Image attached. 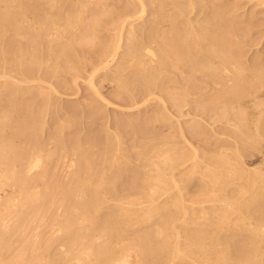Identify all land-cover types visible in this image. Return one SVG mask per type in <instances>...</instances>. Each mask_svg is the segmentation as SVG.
Segmentation results:
<instances>
[{
    "label": "bare ground",
    "instance_id": "6f19581e",
    "mask_svg": "<svg viewBox=\"0 0 264 264\" xmlns=\"http://www.w3.org/2000/svg\"><path fill=\"white\" fill-rule=\"evenodd\" d=\"M133 1H134V3L131 2L132 6L133 5L137 6V8H136L137 10H135V12H136L135 16H133L134 14L132 16H127V17L125 16V18H121L119 21L117 20L118 22L116 21L117 23L116 22L114 23V20L116 18L115 15L108 13V10H107L108 8L106 7V5L103 6L101 3L102 0H0V77L3 76V75L1 76V74L3 73V72L1 73V69L2 70L6 69V65L12 66V71L9 69L8 72H13V74H17L15 78L19 77L18 78L19 80L20 79L23 80V78L29 79L30 77H31V79H33L32 76L35 75L34 71H35V69H38V68H35V66L41 67L42 64L45 65L44 67L46 68V70L48 72L50 71V73H56V72H58V70L60 72V69H62L63 70L62 72L65 74L64 68H66V67L69 69L70 67L76 68L78 66L77 68H79V63L81 60H83L82 59L83 57L82 58H81V56L77 57V55H76V57H77L76 58L74 52L77 49H76V47L75 48L73 47L76 43H79V45H85L89 50H94L93 53L90 55H91V57H93L94 62H98V65L95 66L94 69L92 68L93 70H96V69L101 70L102 69L101 72H103L104 70L106 71L109 68L114 69V72H115V73L113 72L114 77L119 80V81L117 80L118 83H117V86H115V87H117L116 91L114 90V92H116L117 96H120L121 93H123V91H122L123 88L128 90V93H129L128 98L130 97V99L135 97V94H137L138 92H140L141 95H143V97L149 95L150 92H151V95H152V93L154 94V92H157L160 95L158 96V94H156L157 98L155 97L154 100L159 98L160 100H162L161 103L164 102L163 104H165V105L167 103H165L166 101H163V99H164L163 97L169 98L172 101L171 104L176 105L177 107L180 106V107L184 108V106H186L189 103H192L194 101V102H196V106L203 109V108L213 107V105H212L213 101L215 99L217 100L219 95H225L226 94L225 92H227V90L232 88L230 95L233 98V101H232V105H230L231 109H228V110L230 111L233 109L232 112H234L233 114H236L235 122H237V124L239 123L242 125L241 127H243L242 123H244L243 128L245 130H242L243 128L240 129L242 132L241 134H243L242 136H244V139L247 138L248 140L249 139L253 140L255 138H258L261 141L263 139L262 138L263 131L261 129L262 128L261 124L264 123V84H263V82H261L259 77H261L264 74L263 73L264 71L261 70L262 67L258 71L255 68V71H257L256 74H254L253 77L248 75V74H250V72H247L248 71L247 69L250 70L251 68L256 67L255 65L257 63L255 62V59L251 60V58L248 59V58H243V57H242L243 58L242 59L241 58V52L238 50H237V52H235L233 50H230L229 48L228 49H220L219 45L221 43L220 44L218 43L219 45H217V43L213 41L212 37L210 38L206 35L207 34L206 31L209 29V26L206 25L205 21L209 22L211 19V15H209V13H212V16H213L214 15L213 13L216 10L212 7V4H211V6L209 5L210 8H209L208 12L203 13L202 10H204V9H201L199 12L197 11L199 14L201 13L200 16L197 15L196 17H192V18L191 17L190 18H184L183 15L187 14L186 12H188V10L185 11L183 6L179 2L178 3H176V1L171 2L172 0H148L153 5V8L147 10L145 8H147L146 5L149 3H146L145 0H133ZM87 2L89 3V5ZM92 2L93 3L95 2L96 4L102 5V11H100L101 13L98 16L95 15L94 9L89 10L87 8V6L88 7L90 6V3H91V6L93 5V7H97V5L94 6L95 3L92 4ZM106 2H107V0H106ZM108 3H107V5H108ZM129 3L130 2H128V6H129ZM104 4H105V1H104ZM207 4H205V5L208 6ZM244 4H247L249 7H254V9H255V7L259 6V9L255 12V14L256 13L258 14L259 12H264V0H244ZM213 6H214V3H213ZM99 7H100V5H99ZM98 8H96V10L99 11ZM120 8H121V6H120ZM217 8H219V7H217ZM224 8H226V7H224ZM224 8L221 7L220 9L225 10ZM206 9H208V8H206ZM123 10H124V8H123ZM123 10H122V12H123ZM219 10H218V12H219ZM113 11L115 12V10H113ZM118 11H119V9L117 10V12ZM65 12L68 13V15H66ZM119 12H121V11H119ZM107 13L109 14L108 16H107ZM61 14H65L66 16L62 17ZM49 17L51 18V20H49L50 22L48 23V25H46V26L44 25L43 27L35 25V24H38L40 22H45V21L48 22L47 19ZM181 17H183V18H181ZM188 17H189V15H188ZM136 19L138 20V25L133 26V21ZM146 20H148L149 22H147ZM245 21H247V20H245ZM245 21L244 22L242 21V22L245 23ZM219 22H220V20H219ZM246 23H248V22H246ZM45 24H47V23H45ZM33 25H35V26H33ZM105 26H106V28H108L107 26H111V27L113 26L112 28L115 30V32H113L114 33L113 41H111L113 43L111 46H109V47L107 46L109 49H108V51L105 49L106 52H105L104 48H107V47L102 48L104 46V44H103V46H102V43L100 44L101 46H98V47L96 46L97 44L95 43L96 42L95 39L97 37L95 38L94 37L95 35H93L95 30L97 31L100 27L105 28ZM230 28H232V27L230 26ZM210 29H211V27H210ZM8 30L10 32H12L11 34L13 36L10 35V37L11 36L12 37L9 39H6L5 35H6ZM100 30H101V28H100ZM211 30H213V29H211ZM137 31L140 33L142 32L143 34H140V35L137 33L133 34V32L135 33ZM69 33H70V36L67 37V35H69ZM100 34H101V31H100ZM247 35H249V34H247ZM232 36H234V35L232 34ZM106 37H107V35H106ZM229 38H230V35H229ZM234 38H235V36H234ZM238 38H236L237 42L241 39V38H239V40H238ZM104 39H105V37H104ZM121 40L124 42L123 46L121 45V43H120V45H118V43ZM215 40H216V38H215ZM101 41H99V42H101ZM228 41H230V40H228ZM73 42H76V43L74 44ZM223 42H225V40ZM97 43H98V41H97ZM231 43H229V44H231ZM237 44L241 45L240 43H237ZM79 45H77V46H79ZM234 45H235V42H234ZM119 47L124 48V51H126V52H124V54H123V52L121 51L123 55L121 56V58L118 59V57L116 58V54L117 53L119 54V51H120V49L118 50ZM217 47L219 48L218 50H217ZM230 47L232 48V46H230ZM238 47H236V48H238ZM80 51H83V50L80 49ZM52 53H55V56L57 55V57L59 59L52 65L50 63L46 64L47 61L50 59V57H52L54 55V54L52 55ZM79 54H81V53H79ZM254 54H256V53H254ZM83 55H86V54H83ZM246 57H248V56H246ZM52 59H53V57H52ZM87 60H89V59H87ZM53 62L54 61H52V63ZM259 66H258V68H259ZM88 67H90V66L88 65ZM244 67L246 69H244ZM80 68H82V67H80ZM99 70H98V73L100 72ZM73 71H74V69H73ZM48 72H46V73H48ZM62 72L60 73L61 75H63ZM35 73H36V71H35ZM91 73H92V71H91ZM7 74H4V75H7ZM242 74H244L243 78H241L240 80L237 79V76H239V78H240V75H242ZM245 74H247L248 76H246ZM11 75H12V73H11ZM14 76H13V78H14ZM36 76H39V75L37 74ZM91 76H94V74H91ZM95 76H97V74ZM40 77H42V76L40 75ZM100 77H102V76H100ZM10 78H9V80H10ZM37 78L38 77H36V79ZM257 79H259L260 82L256 81ZM60 82H62V81L60 80ZM13 83L11 81L8 82V80H7V83L4 85L11 86V84H13ZM48 83H50V82L48 81ZM65 83H66V81H65ZM93 83H96V82L90 80L89 85L93 86L94 85ZM0 84L2 87V83H0ZM15 84H17V82ZM218 84H220V87L221 86L223 87V89L221 91L216 90L213 87V86L218 85ZM64 85H66V84H64ZM6 86H4V87L6 88ZM54 86H56V85H54ZM228 87H230V88L227 89ZM20 88L22 90V87H20ZM94 88H95V86H94ZM19 89L17 87L16 88L13 87V89L10 87V89L8 90L9 91L8 92V100H10L12 104L9 103L10 105H8V108H7L8 110L6 109V111H3V113L0 114V190H1V188L5 189L4 188L5 185H6V187L9 186L11 188H14L15 191H17V187L21 188L17 191L16 194H15V192L13 194L9 192L12 195L15 194L16 196H14V197L13 196H6V197L4 196V198H3L1 196L2 193L0 194V264H12L10 262V259H9L11 257L9 256V258H8L7 256L9 254H7L8 252L6 253L5 251L7 250L8 246H9V241H11V238L13 236L18 234V232H20V231L23 232L21 235L22 236L21 238H16L18 240L17 243H21V246H20V244H18L19 247H22V243L27 244L28 238L31 239V237L33 235L31 233H29L32 231L28 232V227H30L29 221L32 219L30 221L32 223V221H34L33 218L36 220L37 216L40 219H43L44 216L42 217V215H41V213L44 214V211H42V207H43L42 204H44L43 200H44V197L45 198L47 197L45 195L48 192H57L58 193L57 196L59 197L58 199H60L59 201H61L60 203L64 207V210L61 209V210H63V213H62L63 215L59 216L60 214L55 215L56 214L55 213V214H53L54 216L52 218V221H53L52 224L57 223L59 230L63 231L62 243L61 244L59 243L62 246V249L59 245L58 246L59 248H57L59 250H52L49 253L47 252L45 255L47 256V254H50V256L49 257L47 256L45 258V261H44V257L42 255H40L41 251H40V254H38L39 252H36V250L34 249L35 251L32 253H34V254L37 253V255L34 257L32 256L33 257L32 260H33V262H36V264L37 263H39V264H72L71 261L74 262L73 264H132L131 260L133 259L132 258L133 256H131V254H130V252H132V251H134L136 253V257H135L136 261L135 262H138V263H139V260H148L150 262V264H166L167 261H168L167 264L170 261L173 263L175 262L176 264H178L177 261H179L180 264H259L261 262L260 259H262V255L264 252V173L262 174V172L260 171L261 172L260 174H258L259 172H256L257 174H255V173H253V171L243 168L242 165L239 164L238 158L230 157L233 155H230L229 151H231L230 149H233V148L228 149L229 151L227 150V154L230 155L228 158L225 156L227 158V160H223L220 158V157H222L224 151L226 152V150L223 148H220L219 150H217L216 153H214L215 155L213 154V156H211V157L208 155L210 158H208L206 160L201 159L199 157V155L196 153V150H197L196 146H195L196 148L193 146L194 148L193 149L191 148L192 150L190 149L191 150L190 152L193 151L192 154H190V152L188 151L189 149L185 151L186 153L180 152L179 154H177L178 151H176V150H179V148L176 146H175L177 148L176 150L173 147H171L169 149V152L172 151L171 154L168 153L167 151L163 152L162 154H161L162 151L161 152L159 151L160 154L158 152L154 156L151 153L147 154L145 152V155H141L142 153H140L141 156L139 157L138 160H140V162L142 163L141 167H144V168L139 167V164H140V163L138 164L139 161H137V164H136L138 166H133L131 168L126 167V169H124V170H125L126 175H127V178H126L127 180L123 182L124 187H122L121 189L122 190L125 189L128 191L126 194L119 195L118 191H114V189L112 191V189H111V191L113 193H118V195L114 198V201L112 200L113 201L112 203L109 202V204H108L107 202L110 201L111 198L109 196V192H106V190H105V188H107V187H105V185H107L106 183H109V182H107L109 176H108V178H106L107 172L105 171V167H104L105 165L103 166V164H105L106 162L104 160H106L105 158L112 159L114 164H115V165L113 164L114 168L117 167V169H118L119 165L121 164L120 161L125 162V160H127L128 158L130 160V157H128V156L123 157L122 156V158H120V156H119L120 154L115 151L116 154L115 153L114 154L117 156L116 157L117 159L114 157L115 158V160H114V158H113L114 154L112 155V152H110V151H104V149H103L104 147H102L101 150L103 151V153L100 152L99 155H101V156L103 155V156L101 158L99 157L100 161H98V157L96 158V156L95 157L92 156V157H94V159L89 158L88 154H89L90 147L87 146L88 145L87 142H85L86 143V145H85L83 143L85 140H83V142L81 141L85 145L83 147L81 144H79L80 141L78 142L79 138L77 139V141H74V139L77 138L76 137L72 141V138H71L72 136H71L70 137L71 142L68 145L67 144L65 145L63 143L62 144L58 143L57 145L52 144L54 146V148H52L53 150H55V146H57V147L59 146L58 152H59V150H61L62 152H67V153L69 152V155L75 156V158L72 157V159L69 160L72 163V165L76 164V169L73 171V173L71 172L72 174L69 177V179L68 180L63 179L61 182H60V180L57 181V179H56L57 175L53 176L56 173H54V174L52 173L53 169L51 170V168L48 166V163L46 161L47 160L46 158L49 157L50 153L49 152L45 153L46 149L44 151V145L39 140V138H37L35 136V131H36V129H38V126L40 124V121L38 120L39 119L38 115L40 116V113L38 114V111L35 110V107H34L35 111H31V113L26 117L25 116L26 114H24V111L20 108L22 106L19 105V108H18V106L16 105L17 104V101H16L17 96L16 95H18V94L15 95V92H16V90H19ZM65 89H66V86H65ZM241 89H243L244 93L243 92L241 93ZM45 90H47V89H45ZM23 92H24V90H23ZM16 93H20V92H16ZM43 93H44V91H43ZM45 93H46V91H45ZM91 93H92V91H91ZM48 95H49V93H48ZM154 96H155V94H154ZM95 97H97V96H95ZM123 97H125V96H123ZM220 97H222V96H220ZM115 98L116 97H114V100H115ZM47 99H48V97H47ZM119 99H120V97H119ZM19 100H21V99H19ZM143 100H144V98H143ZM230 100L231 99H229V101ZM28 101H29V99H28ZM48 101H49V99H48ZM151 101H152V99H151ZM225 101H226V98H225ZM22 102H24V101H22ZM31 102H33V101H31ZM86 102H88V101H86ZM144 103H146V102H144ZM85 104H87V103H85ZM229 104H230V102H229ZM40 105H42V103ZM76 105H74V106H76ZM132 105H134V104H132ZM215 105H216V103H215ZM91 106H92V104H91ZM93 106H95V105H93ZM190 106H192V105H190ZM36 107H38V106L36 105ZM46 107L44 106L43 108L42 107L41 108L43 110ZM163 107L164 106H162V108ZM180 107H179V109H180ZM217 107H218V105H217ZM29 108H27V109H29ZM102 108H103V106H102ZM192 108L195 110L194 107H192ZM224 108H225V106H224ZM236 108H238L237 109L238 111L236 110ZM24 110L26 111V113H29L26 110V108ZM80 110H81V108H80ZM94 110H95V108H94ZM219 110L224 111L222 109H219ZM29 111H30V109H29ZM46 111H47V109H46ZM209 111H210V109H209ZM13 112L17 113L16 117H12ZM196 112L194 114H196ZM104 113H105V111H104ZM206 113L209 115V113L207 111H206ZM181 114H183V113H181ZM196 115H193V116L196 117ZM222 115H223V113H222ZM189 116H190V114H189ZM193 116H192V118H193ZM197 116H199V115H197ZM58 117H60V116L58 115ZM158 117H161V115H159ZM212 117H213V115H212ZM90 118H91V116H90ZM210 118H211V116H210ZM114 119H112V120H114ZM169 119H170V117H169ZM189 119L190 118L188 117V121H191V119L190 120ZM197 119L198 118H196V121L199 120V119L198 120ZM219 119H220V117H219ZM71 120H73V116H72ZM71 120H69V121H71ZM184 120H186V119H184ZM216 120L217 119H215V121ZM63 121H64V119H63ZM69 121L66 122V119H65V122L61 123L62 127L64 125L65 127L70 128L71 125L69 123L73 124V122L75 120H73V122L72 121L69 122ZM81 121H78V122L81 123ZM106 121L107 120H105V122ZM125 121H128V120H125ZM130 121H131V119H130ZM133 121H135V120H133ZM196 121H195V119L193 120V123L195 122L194 123L195 129L193 130L194 135L201 138V140H202V138L207 139L210 136H212V134H213L212 131H211V133H212L211 134V133H208L207 130L206 131L202 130L201 129L202 127H196V125L198 124V122H196ZM218 121H220V120H218ZM41 122H42V120H41ZM59 122H62V120ZM114 122H116V120ZM182 122H184V121H182ZM191 122H190V124H191ZM209 122H211V120H209ZM138 123H140V122H138ZM231 123L233 124V122H231ZM231 123L229 125H231ZM245 123H246V126H245ZM178 124H179V122H178ZM186 124H188V123H186ZM217 124H218V122H217ZM110 125H111V123H110ZM113 125H114V123H113ZM136 125H137V123H136ZM44 126H46V125H44ZM121 126L122 125H120V127ZM53 127H55V125ZM57 127H59V124ZM65 127H63L61 130L65 129ZM73 127H75V126L73 125ZM188 127L190 128L189 125H188ZM207 127H206V129H207ZM230 127H232V126H230ZM245 127H247V128H245ZM171 128H172V126H171ZM214 128H216V127H214ZM237 128H240V127H237ZM107 130H109V129L107 128ZM121 130H122V128H121ZM74 131H75V128H74ZM119 131H120V129L118 130V132ZM179 131H181V130H179ZM193 131H192V133H193ZM220 131H221V129H220ZM222 131H224V130H222ZM37 132H38V130H37ZM64 132H65V130H64ZM101 132L102 131H100L99 135H101ZM103 132H104V130H103ZM118 132H116L117 136H119ZM183 132L184 131H182L181 133L183 134ZM95 133H96V131H95ZM109 133H110V131H109ZM189 133H191V132H189ZM218 133H220V132H218ZM225 133H220V134H225ZM227 133H228V131H227ZM227 133L225 134L226 136H227ZM32 134H34V137ZM102 134H104V133H102ZM241 134H239V135H241ZM36 135H38V134H36ZM169 135H168V137H169ZM233 135H234V133H233ZM102 136H104V135H102ZM102 136H101V138L105 137V136L104 137H102ZM220 136L222 137V135H220ZM53 137H55V136L53 135ZM98 137H96V138H98ZM171 137L172 136H170V138ZM176 137H177V134H176ZM213 137H214V135H213ZM108 138H110V137H108ZM154 138H156V136ZM260 138H262V139H260ZM62 139H61V142H62ZM82 139H83V137H82ZM99 140L100 139H98V141ZM103 141H104V139H103ZM108 141L109 140H107V142ZM181 141H183V140H181ZM185 141H186V139H185ZM202 141H206V140L203 139ZM231 141H232V139H231ZM234 141H236V139ZM48 142H49V140H48ZM51 142H53V141H51ZM114 142L116 143V141H114ZM164 142H165V140H164ZM191 142L189 143V141H188V144L191 145ZM210 142H211V140H210ZM89 143H90V141H89ZM99 143H101V142H99ZM117 143H118V146L121 143L119 137H118ZM117 143H116V145H117ZM186 143H187V141H186ZM231 143H233V141ZM242 143H244V142H242ZM250 143H251V141H250ZM54 144H55V142H54ZM228 144H230V143H228ZM251 144L255 146L256 142H255V144L254 143H251ZM258 144H259V142H258ZM121 145H123V144H121ZM247 145H248V143H247ZM47 146H45V147H47ZM86 146L89 149L85 148ZM89 146H92V145H89ZM98 146H95V147H98ZM154 146L156 147V145H154ZM168 146H169V143H168ZM218 146H220V145H218ZM257 146L259 147L260 145H256V147ZM120 147L121 146H119V149H120ZM149 147H150V145H149ZM191 147H192V145H191ZM216 147L217 146L215 145V148ZM106 148H105V150H106ZM113 148H114V145H113ZM131 148H130V150H131ZM138 148H139V146H138ZM142 148L145 149V147H142ZM152 148L154 149V147H152ZM237 148H238V146H237ZM110 149H111V147H110ZM124 149H125V147H124ZM148 149H151V148H148ZM158 149H160V148L158 147ZM53 150H51V151L53 152ZM184 150H185V148H184ZM235 150H236V147H235ZM61 151H60V154H61ZM121 151H123V150H121ZM121 151H119V152H121ZM139 151H138V153H139ZM154 151L156 152V150H153V154L155 153ZM198 151H200V150H198ZM104 152H106V153L104 154ZM174 152H175V154H174ZM187 152H189V153H187ZM232 152H234V151H232ZM237 153H236V155H237ZM248 153H250V152H248ZM64 154L66 155V153H63L62 155H64ZM92 154H94V153H92ZM236 155H235V157H236ZM135 156H136V154H135ZM60 157H58V158H60ZM58 158H57V160H58ZM69 158H71V156ZM226 158H224V159H226ZM239 158H241V157H239ZM50 159H52L51 156H50ZM121 159H123V160H121ZM235 159H237L235 162L236 164L235 163L233 164V161H235ZM260 159H262V158H260ZM57 160H56V162H57ZM129 160H128V162H129ZM187 160H189V162H190L189 164L186 163V162H188ZM61 161H62V159H61ZM241 161H243V160H241ZM58 162H60V161L58 160ZM103 162H105V163H103ZM96 163L100 164V167H101L100 169H99V166H98V169L96 168L97 167ZM112 163L110 162V164H112ZM184 163L187 164V166H184L185 167L184 169H186V170L177 168V166H181ZM127 164H129V163H127ZM232 164L235 166H233ZM94 165H96V167ZM120 166L125 168L123 165H120ZM175 167H176V169H175ZM109 168H110V165H109ZM181 168H183V167H181ZM55 169H57V168H55ZM113 169H112V171H113ZM120 170H117L116 172L114 170L113 172L117 175H121L122 171H120ZM69 171H71V170L69 169ZM107 171H109V169ZM110 171H111V169H110ZM112 171L110 173L111 175H112ZM254 171H256V169ZM263 171H264V169H263ZM125 172H123V173H125ZM126 175H124V177ZM112 176H114V175H112ZM122 176L123 175H121V177ZM121 177L120 178L117 177L120 179V185H122L121 180H123V178L121 179ZM187 179H193V182H194L193 186H195V189L198 191L197 192L198 195L196 197L194 196L195 198L191 197L190 199H186V200H188V204H190V206H192L191 204H193V203H197V205H198V203L199 204L200 203L205 204V203H207L206 201H210V202L214 203L215 200L216 201L220 200L222 205L219 204V206H217L218 204L215 205L217 202L215 204L209 202L210 206H208L209 204L208 205L206 204L207 207H204V205H202L198 208V210H196L194 208L195 205H193V207H190L186 203L187 201H184L185 199H183L184 202L181 201L183 198L182 196L184 195V192L182 190L183 183H185V181ZM109 180H111V179H109ZM116 181H118V179ZM234 182H236L235 183L236 188L233 190L234 192H231V195L230 194L228 195L225 192H223L229 185L233 184ZM112 186L113 185H111V187ZM171 188L172 189L175 188L176 191L172 192L170 190ZM14 189H12V190L14 191ZM108 189L109 188H107V190ZM167 190H170V192H171V194L169 193V196H167ZM220 191H222L221 193H224V194H221ZM3 193H6V192H3ZM50 195H51V193H50ZM162 195H165L166 197L163 196L164 198H161V200H159V197H162ZM48 196H49V194H48ZM46 200H47V198H46ZM220 201H219V203H220ZM50 203H48V204H50ZM105 203H107V204L105 205ZM34 204H36L37 207H39V208H36L35 211H33V209H32L31 212L30 211L29 212L21 211V213H19V215L15 218V220L11 219L12 220L11 222H13V221L14 222L11 223L10 225H8L9 223L7 222V219H8V216L13 212V209H12L13 207L15 208L14 211H16V210H19V209H16L17 205L25 206V207L28 206V208H29L30 206H32ZM58 204H59V202H58ZM197 205L195 207H197ZM114 206L117 207V209L115 208L116 210L114 209L115 211H112L113 209L111 210V208ZM165 206L174 207V210L172 208L167 212L166 209H164L165 213H163L161 210ZM54 207H55V205H54ZM220 207L222 209H220ZM50 208L51 207H49V209ZM79 208H80V211H81V209H82V211H83V209H85L87 211L89 209V213L88 212L86 213L88 215L87 216L85 215V219H84V220L88 221V225L85 226L86 228L85 227L83 228V226L79 227V225L76 224V221L79 219V218H76V215H78L77 211L79 210ZM21 209H23V208L21 207ZM218 209H220V210H218ZM26 210H27V208H26ZM19 211H17V213ZM81 213H83V212H81ZM179 214H180V218H181V215L184 216V217L182 216L183 218H185V216H187L188 220H186V221H188L189 224L199 225L198 227H195L194 232L187 231V232H189V233H187V236L185 233V236H183V238L184 237L185 238L182 240L183 242H181V240L177 241V239H181L180 238L181 235L184 234V231H181L182 234L180 235V232L178 231L179 227L177 228V231H174V229H172L171 233L169 232L170 229L167 231V229L169 227L175 228V225H171L170 221H171V218H173V217L178 218ZM78 216H80V214ZM13 217H15V216H13ZM46 218H47V216H46ZM185 219L183 221H185ZM82 220L83 219H81V221ZM150 220H151V223L149 222ZM46 221H47V219H46ZM44 223H45V220H44ZM78 223H80V222L78 221ZM143 223L146 225H144ZM35 224H36V222H35ZM39 224H38V226H39ZM47 224H46V226H47ZM57 224H55V225H57ZM179 224H180L179 226H181L183 224V227H184V225H186L187 222H184L182 224L179 223ZM33 226H35V225H33ZM48 226H50V225H48ZM186 226L184 227V229H181V230H185ZM222 228L225 229L227 232V233H225V232L224 233L228 234V236H226L227 239L225 240V242H226L225 248L223 246L224 241L221 240L222 237L221 238L219 237V235H221V234H219V235L217 234L218 233L217 231H219V229L221 230ZM35 229H32V230L34 231ZM49 229L51 231V228H49ZM49 229H48V231H49ZM53 229L55 230V228H53ZM46 230H47V227H46ZM54 230H53V232L55 233ZM188 230H192V229H188ZM36 233H38V232H36ZM36 233L34 236H36ZM54 233L52 234L53 236H54ZM29 234H31V237L29 236ZM42 234L44 235L43 232H42ZM45 234L47 235L46 232H45ZM127 234L129 237L128 236L126 237ZM241 234H244V236L241 237V239L243 237L245 238L244 243H242L241 239H239ZM18 236H19V234H18ZM33 238L34 237H32V239ZM53 238L50 237L49 240H47L46 242L44 241V245L46 243V247H44V248L42 247L43 242H42V245L40 243L41 246H39V249L40 250L44 249L45 251H48L51 243L54 240ZM100 238H101V240H100ZM126 238H129V239H126ZM30 239H29V241L31 242ZM43 239L45 240V238H43ZM50 239H53V240H50ZM36 240L39 241L38 237L35 239V241ZM98 240H100V241H98ZM38 241H36L35 244H38L37 243ZM59 241L61 242V240H58V242ZM183 243L186 244L188 249H186V246L183 245ZM24 244H23V247L26 248L24 246ZM206 244L210 247L205 248L207 246ZM237 244H240V245L236 246ZM54 245L52 243L51 246L53 247ZM203 245H205V246H203ZM231 245H233V248ZM12 246H14V245H12ZM31 246H33V243H32V245H30V243H29L28 247H30L31 249L35 248V247H31ZM183 246H185V248ZM229 246L231 248H229ZM36 247L38 248V245ZM28 249L29 248H27V250ZM44 250H43L42 254L44 253ZM4 252L7 255L4 254ZM27 252H29V251H27ZM19 253L21 254L20 251H19ZM22 253H24V252L22 251ZM3 254L6 256V257L4 256L5 258L3 257ZM16 255H18V254H16ZM23 255H21V256H23ZM129 255L132 259L128 258ZM28 256L30 257V255H28ZM40 256L43 259H41ZM14 258L16 261L18 257L16 258V256H15ZM21 260H23V259H21ZM33 262L31 261L30 263L33 264ZM133 262H134V260H133ZM171 262H170V264H172ZM26 263H28V262H26Z\"/></svg>",
    "mask_w": 264,
    "mask_h": 264
},
{
    "label": "rangeland",
    "instance_id": "374dc122",
    "mask_svg": "<svg viewBox=\"0 0 264 264\" xmlns=\"http://www.w3.org/2000/svg\"><path fill=\"white\" fill-rule=\"evenodd\" d=\"M104 1H105V4H104ZM111 3H110V2ZM107 0V2H106V0H102V5L103 6H105L106 5V7L108 8H106L107 10H108V13L109 14H113V15H115V20H114V23L118 20H120L121 18H125V16L127 17V16H132L133 14V16H135V10H137L136 8H137V6H135V5H133L132 6V3L131 2H133L134 3V1L133 0ZM146 1V3H149V4H147L146 5V7L147 8H145V9H151V8H153V5L148 1V0H145ZM148 1V2H147ZM176 1V3H181V5L183 6V8H184V10L185 11H187L188 10V12H186L187 14H185V15H183V17L184 18H192V17H196L197 15H201V13L199 14L198 12L201 10V9H204V10H202L203 11V13H205V12H208L209 11V8H210V6H211V4H212V7L214 8V9H216L215 10V12L213 13L214 15L212 16V13H209V15H211V19H210V21L209 22H207V21H205L206 22V25H208L209 26V29L206 31V35L208 36V37H212L213 38V41L214 42H216L217 43V45H219L220 43V45H219V48L220 49H230V50H233V51H235V52H237V50L238 51H240L241 52V58L243 57V58H248V59H250L251 58V60L253 59H255V62L257 63L255 66L256 67H254V68H251L250 70L249 69H247L248 71L247 72H250V74H248L247 72V74L248 75H250V76H254V74H256V72L262 67V71H264V12H259L258 14L256 13L255 14V12L259 9V6H257V7H255V9H254V7H249L247 4H244V0H172L171 2H175ZM109 2V3H108ZM128 2H130L129 3V6H128ZM209 2V3H208ZM214 3V6H213V3ZM88 3V2H87ZM95 3V2H94ZM93 2H92V4H94ZM107 3H108V5H107ZM122 3V4H121ZM208 3V4H207ZM236 3V4H235ZM239 3V4H238ZM243 3V4H242ZM111 4V5H110ZM136 4V3H135ZM151 4V5H150ZM193 4V5H192ZM203 4V5H202ZM205 4H207L208 6H206ZM221 4V5H220ZM225 4V5H224ZM233 4V5H232ZM88 5H89V3H88ZM97 5V7H93V5L91 6V3H90V6L88 7L87 6V8L89 9V10H91V9H94L95 10V15H99L101 12L100 11H102V5L101 4H96L95 3V5L94 6H96ZM99 5H100V7H99ZM115 5V6H114ZM119 7H118V6ZM210 5V6H209ZM216 5V6H215ZM112 6V7H111ZM120 6H121V8H120ZM123 6V7H122ZM150 6V7H149ZM235 6V7H234ZM91 7V8H90ZM93 7V8H92ZM99 7V8H98ZM128 7V8H127ZM130 7V8H129ZM217 7H219V8H217ZM224 8V7H226V8H224L225 10H223V9H220V8ZM96 8H98L99 9V11L98 10H96ZM115 10V12L112 10ZM123 8H124V10H123ZM206 8H208V9H206ZM230 8V9H229ZM119 9V11H121V12H117V10ZM220 9V10H219ZM236 9V10H235ZM122 10H123V12H122ZM218 10H219V12H218ZM97 11V12H96ZM132 11V12H131ZM198 11V12H197ZM217 11V12H216ZM131 12V13H130ZM224 12V13H223ZM236 12V13H235ZM254 12V13H253ZM66 13V12H65ZM107 13V16L109 15ZM119 15H118V14ZM121 13V14H120ZM189 13V14H188ZM117 14V15H116ZM221 14V15H220ZM239 14V15H238ZM247 14V15H246ZM254 14V15H253ZM62 15V17H65L66 15H68V13H66V15L65 14H61ZM60 15V16H61ZM106 15V14H105ZM188 15H189V17H188ZM120 16V17H119ZM215 16V17H214ZM222 16V17H221ZM52 17V16H51ZM183 17H181V18H183ZM246 17V18H245ZM219 18V19H218ZM241 18V19H240ZM252 18V19H251ZM88 19V18H87ZM48 22L47 21H45V22H40V23H38V24H35L36 26H46V25H48V23L50 22L49 20H51V18L49 17L48 19ZM219 20H220V22H219ZM240 20V21H239ZM245 20H247V21H245ZM117 21V22H118ZM147 22H149L148 20H146ZM245 21V23H243V22ZM116 22V23H117ZM137 22V23H136ZM204 22V23H205ZM239 24H238V23ZM246 22H248V23H246ZM45 23H47V24H45ZM40 24V25H39ZM213 24V25H212ZM35 25H33V26H35ZM136 25H138V20L136 19V20H134L133 21V26H136ZM250 25V26H249ZM213 26V27H212ZM230 26L232 27V28H230ZM108 28H106V26H105V28L103 27H100L101 28V30H100V28L96 31H94V34L93 35H95L94 37L96 38L95 39V43L97 44L96 46L98 47V46H101L100 44L102 43V46H103V44H104V46L102 47V48H104V47H109V46H111L112 45V43L113 42H111V41H113V36H114V33L113 32H115V30L111 27V26H107ZM110 27V28H109ZM210 27H211V29H213V30H211L210 29ZM112 28V29H111ZM104 29V30H103ZM217 29V30H216ZM235 29V30H234ZM238 29V30H237ZM114 30V31H113ZM229 30V31H228ZM100 31H101V34H100ZM103 31V32H102ZM214 33H213V32ZM246 31V32H245ZM100 34H98V33ZM108 32V33H107ZM211 32V33H210ZM219 32V33H218ZM232 32V33H231ZM239 32V33H238ZM12 32H10L9 30L7 31V33H6V35H5V38L6 39H9V38H11L13 35L11 34ZM83 33V32H82ZM96 33V34H95ZM106 33V34H105ZM143 34L142 32L140 33V32H133V34ZM249 34V35H247V34ZM8 34V35H7ZM81 34V33H80ZM103 34V35H102ZM219 34V35H218ZM230 35V38H229V35ZM232 34L235 36V38H234V36H232ZM238 34V35H237ZM244 34V35H243ZM10 35H12L11 37H10ZM106 35H107V37H106ZM237 35V36H236ZM68 36H70V33H69V35H67V37ZM103 36V37H102ZM112 36V37H111ZM242 36V37H241ZM104 37H105V39H104ZM227 37V38H226ZM241 38L240 40H239V38ZM100 38V39H99ZM215 38H216V40H215ZM229 38V39H228ZM236 38H238V40L240 41H238L237 42V40H236ZM110 39V40H109ZM218 39V40H217ZM221 39V40H220ZM233 41H232V40ZM103 42H102V41ZM225 40V42H223ZM228 40H230V41H228ZM236 40V41H235ZM97 41H98V43H97ZM99 41H101V42H99ZM108 41V42H107ZM218 41V42H217ZM232 42V43H231ZM234 42H235V45H234ZM74 44L76 43V42H73ZM120 43H121V45L123 46V44H124V42L121 40L119 43H118V45H120ZM219 43V44H218ZM229 43H231V44H229ZM237 43H240L241 45H239V44H237ZM73 44V45H74ZM225 44V45H224ZM237 44V45H236ZM76 45V46H75ZM73 47L75 48L76 47V49L77 50H75V52H74V54H75V57H76V55H77V57H80L81 56V58L83 59V60H81L80 61V63H79V68L80 67H82V68H72V67H70L69 69L66 67V68H64V72H65V74L62 72L63 70L62 69H60V72H59V70H58V72H56V73H50V71L48 72L47 70H46V68L44 67L45 65L44 64H42L41 65V67H37V66H35V68H38V69H35V71H36V73H35V71H34V76H32V78L33 79H31V77L29 78V79H24L23 78V80H19L18 78L19 77H17V78H15L16 77V75L17 74H13V72H8L9 71V69L12 71V66H7L6 65V69H1V73L3 72L4 74H7V75H4L3 73L1 74V76L2 77H0V83H2V87H1V84H0V114H2L3 113V111H6V109L8 108V105H10L9 103H11V101L10 100H8V90L10 89V87L13 89V87L14 88H20V87H22V90H21V88L19 89V90H16V92H20V93H16L15 92V95L16 94H18V95H16L17 97V99H16V101H17V106H18V108H19V105L20 106H22V107H20L23 111H24V114H26L25 116L27 117L30 113H31V111H35V110H37L38 111V114L40 113V116L38 115V120L40 121V124H39V126H38V129H36V131H35V136L37 137V138H39V140L42 142V144L44 145V151H45V149H46V152L45 153H50V155H49V157L48 158H46L45 160L47 161V163H48V166L51 168V170L53 169V174L54 173H56V174H54L53 176H56V179H57V181H59L60 180V182L63 180V179H66V180H68L69 179V177L71 176V174L73 173V171L76 169V164H73L72 165V163L69 161L70 159H72V157L73 158H75V156L74 155H69V152L67 153V152H62L61 150H59V152H58V147L57 146H55V150H53L52 148H54V146L53 145H57L58 143H60V144H69L70 142H71V138H72V141H73V139L74 138H76V139H74V141H77V139H78V142L80 141H82L83 142V140H85L83 143L86 145V143L85 142H87V146L88 147H90V149L86 146L85 148H88L89 149V158H93L94 159V157L96 156V158L98 157V161H100L99 159L103 156H101V155H99L100 154V152H102L103 153V151L101 150L102 149V147H104L103 149H104V151H110V152H112V155L115 153V151L117 152V153H119L120 155V158H122V156L123 157H125V156H128V157H130V160H129V158L127 159V160H125V162L124 161H120L121 162V164L120 165H123L125 168H123L122 166H120L119 165V167H118V169H117V167L116 168H114V162H113V160L112 159H109V158H105L106 160H104L105 162H103V163H105V164H103V166L105 167V171L107 172L106 174H107V176H106V178H108V176H109V178H108V180L109 179H111V180H107V182H109V183H106L107 185H105V187H107V188H109L108 190H107V188H105V190H106V192H109V196H110V201H106L108 204H109V202H113L114 201V198L118 195V193H119V195H123V194H126L127 193V191L128 190H122L121 188L122 187H124V185H123V182L124 181H126L127 179V175H126V172H125V170L124 169H126V167L127 168H131V167H133V166H138V165H136L137 164V161H139L138 162V164H139V167H141L142 165V163L140 162V160H138L139 159V157L141 156V155H145V152L148 154H152L153 156L154 155H156V153H158L159 151L161 152V154L163 153V152H165V151H167L168 153H170L171 154V152L172 151H170L169 152V149L171 148V147H173L175 150L177 149L176 147H178L179 148V150H176V151H178V153L177 154H179L180 152H185L186 150H188L189 152L195 147L197 150H196V153L199 155V157L201 158V159H208V158H210L211 156H213V154L214 153H216V151L217 150H219L220 148H223V149H225L226 150V152L224 151V153H223V155H222V157H220L221 159H223V160H227V158L230 156V155H233V156H230V157H234V158H238V160H239V164L240 165H242V167L243 168H245V169H248V170H251V171H253V173H255V174H257L256 172H259L258 174H260L261 172H262V174L264 173V171H263V167H264V123H262L261 124V126H262V131H263V136H262V138H260V139H262L261 141L258 139V138H255V139H253V140H248L247 138H245L244 139V136H242L243 134H241L242 132H241V130L240 129H242L243 127H244V123H242L243 124V127H241L242 125L241 124H237V122H235V116H236V114H233L234 112H232L233 111V109L232 110H228V109H231V106L230 105H232V101H233V98L231 97V95H230V93H231V90H232V88H230V87H228L227 89H229V90H227V92H225L226 94L225 95H219L218 96V99L216 100H214L213 101V107H208V108H199L198 106H196V102H192V103H189L190 105H192V106H190L189 104L188 105H186V106H184V108L183 107H180V109H179V107H177L176 105H173V104H171L172 103V101L169 99V98H167V97H163L162 99H163V101H166L165 103H167L166 105L165 104H163L164 102H162L161 103V101L162 100H160L159 98L158 99H155L154 100V98L156 97L157 98V96H156V94H158V96L160 95L159 93H157V92H154V94H155V96H154V94L152 93V95H151V92L149 93V95H147V96H144L143 97V95H141V93L140 92H138L137 94H135V97H133L132 99H130V97L128 98V95H129V93H128V90H126V89H122V91H123V93H121V95L120 96H117L116 95V92H114V90L116 91V88L117 87H115V86H117V83H118V79L117 78H115L114 77V69H112V68H109V69H107L106 71L104 70L103 72H101L102 71V69L101 70H99V69H96V70H93L94 69V67L95 66H97L98 65V62H94L93 61V57H91V55L90 54H92L93 53V51L94 50H89L85 45H79V43H76ZM77 45H79V46H77ZM106 45V46H105ZM228 45V46H227ZM234 45V46H233ZM82 46V47H81ZM230 46H232V48L230 47ZM239 46V47H238ZM81 47V48H80ZM104 48V50L106 49L107 51H108V49L109 48ZM222 47V48H221ZM236 47H238V48H236ZM241 47V48H240ZM218 47H217V50L219 49ZM234 48V49H233ZM80 49L81 50H83V51H80ZM97 49V48H96ZM120 49V51H119V54L117 53L116 54V58L118 57V59L119 58H121V56L124 54V52H126V51H124V48H121V47H119L118 48V50ZM106 50H105V52H106ZM86 51V52H85ZM89 51V52H88ZM123 52V54H122V52ZM77 53V54H76ZM79 53H81V54H79ZM246 53V54H245ZM254 53H256V54H254ZM54 54V55H53ZM83 54H86V55H83ZM121 54V55H120ZM52 57H53V59H52V57H50V59L47 61V63L46 64H54L59 58L57 57V55L55 56V53H52ZM83 55V56H82ZM90 55V56H89ZM256 55V56H255ZM87 58H86V57ZM120 56V57H119ZM245 56V57H244ZM246 56H248V57H246ZM76 57V58H77ZM92 58V59H91ZM242 58V59H243ZM86 59V60H85ZM87 59H89V60H87ZM258 59V60H257ZM76 60V59H75ZM92 62H91V61ZM52 61H54L53 63H52ZM262 61V62H261ZM83 63V64H82ZM112 63V62H111ZM261 63V64H260ZM87 65V66H86ZM88 65L90 66V67H88ZM260 65V66H259ZM93 66V67H92ZM258 66H259V68H258ZM11 67V68H10ZM93 68V69H92ZM255 68H256V70L257 71H255ZM67 69V70H66ZM71 69V70H70ZM73 69H74V71H73ZM112 69V70H111ZM244 69H246L245 67H244ZM6 70V71H5ZM45 70V71H44ZM69 70V71H68ZM77 70V71H76ZM98 70L100 71L99 73H98ZM253 72H252V71ZM72 71V72H71ZM91 71H92V73H91ZM41 72V73H40ZM46 72H48V73H46ZM62 72V74L63 75H61L60 73ZM78 72V73H77ZM114 72V73H113ZM10 73V74H9ZM11 73H12V75H11ZM104 73V74H103ZM264 73V72H263ZM39 75V76H36V75ZM59 74V75H58ZM72 74V75H71ZM74 74V75H73ZM81 74V75H80ZM91 74H94V76H91ZM97 74V76H95ZM108 74V75H107ZM247 74H245L246 76H248ZM253 74V75H252ZM15 75V76H14ZM40 75L42 76V77H40ZM57 75V76H56ZM111 75V76H110ZM13 76H14V78H13ZM55 78H54V77ZM61 76V77H60ZM65 76V77H64ZM68 76V77H67ZM100 76H102V77H100ZM243 76H244V74H242V75H240V78H239V76H237V79H241V78H243ZM11 77V78H10ZM36 77H38L37 79H36ZM40 77V78H39ZM46 77V78H45ZM51 77V78H50ZM54 79H53V78ZM58 77V78H57ZM68 79H67V78ZM108 77V78H107ZM9 78H10V80H9ZM50 78V79H49ZM65 78V79H64ZM111 78V79H110ZM263 80H262V79ZM49 79V80H48ZM64 79V80H63ZM94 79V80H93ZM259 79L261 80V82H263V84H264V74L261 76V77H259ZM259 79H257L256 81H258V82H260L259 81ZM5 80V81H4ZM7 80H8V82L9 81H11L13 84H11V86H6V85H4V84H6L7 83ZM51 80V81H50ZM55 80V81H54ZM60 80L62 81V82H60ZM90 80L91 81H94V82H96V83H93L94 85L92 86V85H89V82H90ZM118 80V81H117ZM26 81V82H25ZM48 81L50 82V83H48ZM65 81H66V83H65ZM17 82V84H15ZM46 82V83H45ZM19 83V84H18ZM25 85H24V84ZM27 83V84H26ZM35 83V84H34ZM63 83V84H62ZM68 83V84H67ZM116 83V84H115ZM120 83V82H119ZM22 84V85H21ZM45 84V85H44ZM58 84V85H57ZM62 84V85H61ZM64 84H66V85H64ZM6 86V88L4 87V86ZM18 85V86H17ZM20 85V86H19ZM31 85V86H30ZM54 85H56V86H54ZM68 85V86H67ZM49 86V87H48ZM65 86H66V89H65ZM94 86H95V88H94ZM113 86V87H112ZM216 86V87H215ZM215 86H213L214 87V89H216V90H219V91H221L222 89H223V87L221 86L220 87V84H218V85H215ZM30 87V88H29ZM219 87V88H218ZM26 88V89H25ZM32 88V89H31ZM39 88V89H38ZM43 90H42V89ZM49 88V89H48ZM55 88V89H54ZM68 88V89H67ZM88 88V89H87ZM29 89V90H28ZM45 89H47V90H45ZM99 89V90H98ZM112 89V90H111ZM23 90H24V92H23ZM28 90V91H27ZM32 92H31V91ZM54 90V91H53ZM86 90V91H85ZM89 90V91H88ZM99 92H97V91ZM27 91V92H26ZM42 91V92H41ZM43 91H44V93H43ZM45 91H46V93H45ZM49 91V92H48ZM91 91H92V93H91ZM126 91V92H125ZM49 93V95H48V93ZM113 92V93H112ZM243 92V89H241V93ZM42 93V94H41ZM55 93V94H54ZM102 93V94H101ZM115 93V94H114ZM244 93V92H243ZM2 94V95H1ZM21 94V95H20ZM36 94V95H35ZM89 94V95H88ZM29 95V96H28ZM35 95V96H34ZM87 95V96H86ZM7 96V97H6ZM31 96V97H30ZM40 96V97H39ZM95 96H97V97H95ZM112 96V97H111ZM123 96H125V97H123ZM137 96V97H136ZM220 96H222V97H220ZM5 97V98H4ZM29 97V98H28ZM34 97V98H33ZM44 97V98H43ZM46 97V98H45ZM47 97H48V99H49V101H48V99H47ZM114 97H116L115 98V100H114ZM119 97H120V99H119ZM146 97V98H145ZM4 98V99H3ZM110 98V99H109ZM122 98V99H121ZM143 98H144V100H143ZM222 98V99H221ZM225 98H226V101H225ZM19 99H21V100H19ZM28 99H29V101H28ZM31 99V100H30ZM55 99V100H54ZM83 99V100H82ZM125 99V100H124ZM130 99V100H129ZM146 99V100H145ZM151 99H152V101H151ZM229 99H231L230 101H229ZM46 100V101H45ZM107 100V101H106ZM136 100V101H135ZM8 101V102H7ZM22 101H24V102H22ZM31 101H33V102H31ZM37 101V102H36ZM86 101H88V102H86ZM113 101V102H112ZM159 101V102H158ZM4 102V103H3ZM21 104H20V103ZM28 102V103H27ZM30 102V103H29ZM53 102V103H52ZM57 102V103H56ZM76 102V103H75ZM144 102H146V103H144ZM148 102V103H147ZM224 102V103H223ZM227 102V103H226ZM229 102H230V104H229ZM39 103V104H38ZM42 103V105H40ZM50 103V104H49ZM60 103V104H59ZM85 103H87V104H85ZM94 103V104H93ZM101 103V104H100ZM161 103V104H160ZM215 103H216V105H215ZM227 105H226V104ZM12 104V103H11ZM24 106H23V105ZM44 104V105H43ZM64 104V105H63ZM77 104V105H76ZM91 104H92V106H91ZM131 104V105H130ZM132 104H134V105H132ZM27 105V106H26ZM31 105V106H30ZM36 105L38 106V107H36ZM74 105H76V106H74ZM84 107H83V106ZM93 105H95V106H93ZM159 105V106H158ZM217 105H218V107H217ZM220 105V106H219ZM223 107H222V106ZM26 106V107H25ZM40 106V107H39ZM46 107V108H44L43 110H42V108L43 107ZM90 106V107H89ZM102 106H103V108H102ZM162 106H164L163 108H162ZM170 106V107H169ZM190 106V107H189ZM224 106H225V108H224ZM30 107V108H29ZM34 107H35V110H34ZM42 107V108H41ZM78 107V108H77ZM88 107V108H87ZM92 107V108H91ZM98 109H97V108ZM186 107V108H185ZM192 107H194L195 108V110L192 108ZM215 107V108H214ZM222 107V108H221ZM230 107V108H229ZM5 108V109H4ZM26 108V110L29 112V113H26V111L24 110ZM27 108H29L30 109V111H29V109H27ZM38 108V109H37ZM41 108V109H40ZM80 108H81V110H80ZM87 108V109H86ZM91 108V109H90ZM94 108H95V110H94ZM157 108V109H156ZM166 108V109H165ZM188 108V109H187ZM3 109V110H2ZM46 109H47V111H46ZM78 109V110H77ZM97 109V110H96ZM153 109V110H152ZM201 111H200V110ZM208 109V110H207ZM209 109H210V111H209ZM216 109V110H215ZM219 109H222V110H224V111H221V110H219ZM238 108H236V110H237ZM8 110V109H7ZM41 110V111H40ZM52 110V111H51ZM57 110V111H56ZM99 110V111H98ZM180 112H179V111ZM183 110V111H182ZM191 110V111H190ZM205 110V111H204ZM218 110V111H217ZM235 110V109H234ZM43 111V112H42ZM46 111V112H45ZM56 111V112H55ZM59 111V112H58ZM78 111V112H77ZM104 111H105V113H104ZM164 111V112H163ZM182 111V112H181ZM197 111V112H196ZM206 111L209 113V115L206 113ZM220 111V112H219ZM238 111V110H237ZM72 112V113H71ZM161 112V113H160ZM196 112V114L197 115H199V116H197L196 114H194ZM211 112V113H210ZM217 112V113H216ZM230 112V113H229ZM43 113V114H42ZM47 115H46V114ZM49 113V114H48ZM54 113V114H53ZM56 113V114H55ZM97 113V114H96ZM150 113V114H149ZM158 113V114H157ZM165 113V114H164ZM181 113H183V114H180ZM204 113V114H203ZM222 113H223V115H222ZM225 113V114H224ZM227 113V114H226ZM72 114V115H71ZM75 114V115H74ZM97 116H96V115ZM157 114V115H156ZM189 114H190V116H189ZM203 114V115H202ZM46 115V116H45ZM55 115V116H54ZM58 115L61 117H58ZM119 115V116H118ZM124 117H123V116ZM159 115H161V117H158ZM178 115V116H177ZM193 115H196V117L195 116H193ZM207 115V116H206ZM212 115H213V117H212ZM220 115V116H219ZM225 115V116H224ZM17 116V113L16 112H13V114H12V117H16ZM43 116V117H42ZM53 116V117H52ZM72 116H73V120H75L74 122H73V120H71L72 119ZM90 116H91V118H90ZM94 116V117H93ZM100 116V117H99ZM115 116V117H114ZM143 116V117H142ZM151 118H150V117ZM153 116V117H152ZM165 116V117H164ZM167 116V117H166ZM184 118H183V117ZM192 116H193V118H192ZM206 116V117H205ZM210 116H211V118H210ZM63 117V118H62ZM107 117V118H106ZM120 117V118H119ZM134 117V118H133ZM149 117V118H148ZM169 117H170V119H169ZM188 117L191 119V121H188ZM201 117V118H200ZM219 117H220V119H219ZM41 118V119H40ZM93 118V119H92ZM115 118V119H114ZM118 118V119H117ZM123 120H122V119ZM148 118V119H147ZM181 120H180V119ZM196 118H198L197 120L198 121H196ZM45 119V120H44ZM58 119V120H57ZM63 119H64V121H63ZM65 119H66V122L67 121H69V120H71L72 122H73V124L72 123H69L70 125H71V127L69 128V127H65L64 125H63V127H65V129H63V130H61L63 127H62V124L61 123H63V122H65ZM78 119V120H77ZM86 119V120H85ZM112 119H114V120H112ZM128 120V121H125V120ZM130 119H131V121H130ZM154 119V120H153ZM162 119V120H161ZM177 119V120H176ZM184 119H186V120H184ZM189 119V120H190ZM195 119V121L196 122H198V124L196 125V127H202L201 129L202 130H207L208 131V133H211V131H212V136H210L209 138H202V140L204 139V140H206V141H202L201 140V138H199L198 136H196V135H194V129H195V122L193 123V120ZM215 119H217L216 121H215ZM229 119V120H228ZM41 120H42V122H41ZM62 120V122H59V121H61ZM82 120V121H81ZM90 120V121H89ZM105 120H107L106 122H105ZM116 120V122H114ZM118 120V121H117ZM133 120H135V121H133ZM153 120V121H152ZM209 120H211V122H209ZM218 120H220V121H218ZM233 120V121H232ZM47 121V122H46ZM71 121H69V122H71ZM78 121H81V123L80 122H78ZM86 121V122H85ZM104 121V122H103ZM125 121V122H124ZM163 121V122H162ZM182 121H184V122H182ZM203 121V122H202ZM226 121V122H225ZM121 122V123H120ZM138 122H140V123H138ZM178 122H179V124H178ZM190 122H191V124H190ZM202 122V123H201ZM206 122V123H205ZM209 122V123H208ZM213 122V123H212ZM217 122H218V124H217ZM221 122V123H220ZM223 122V123H222ZM231 122H233V124L231 123ZM53 123V124H52ZM77 123V124H76ZM107 123V124H106ZM110 123H111V125H110ZM113 123H114V125H113ZM116 123V124H115ZM134 123V124H133ZM136 123H137V125H136ZM147 123V124H146ZM154 123V124H153ZM186 123H188V124H186ZM193 123V124H192ZM205 123V124H204ZM212 123V124H211ZM221 125H220V124ZM231 123V125H229ZM46 125V126H44V125ZM51 124V125H50ZM58 124H59V127H57L58 126ZM61 124V125H60ZM157 124V125H156ZM204 126H203V125ZM227 124V125H226ZM42 125V126H41ZM55 125V127H53ZM57 125V126H56ZM73 125L75 126V127H73ZM77 125V126H76ZM106 125V126H105ZM110 127H109V126ZM113 125V126H112ZM116 125V126H115ZM120 125H122L121 127H120ZM188 125L190 126V128L188 127ZM199 125V126H198ZM224 125V126H223ZM234 125V126H233ZM96 126V127H95ZM132 126V127H131ZM136 126V127H135ZM138 126V127H137ZM171 126H172V128H171ZM187 126V127H186ZM208 126V127H207ZM210 126V127H209ZM221 126V127H220ZM230 126H232V127H230ZM245 126H246V123H245ZM87 127V128H86ZM112 127V128H111ZM116 127V128H115ZM119 127V128H118ZM129 127V128H128ZM131 127V128H130ZM143 127V128H142ZM206 127H207V129H206ZM214 127H216V128H214ZM219 127V128H218ZM236 127V128H235ZM237 127H240V128H237ZM248 127V126H247ZM247 127H245V128H247ZM58 128V129H57ZM60 128V129H59ZM68 130H67V129ZM74 128H75V131H74ZM103 128V129H102ZM107 128L109 129V130H107ZM121 128H122V130H121ZM154 128V129H153ZM180 128V129H179ZM210 128V129H209ZM218 128V129H217ZM224 128V129H223ZM43 129V130H42ZM52 129V130H51ZM54 129V130H53ZM71 129V130H70ZM114 129V130H113ZM120 129V131L118 132V130ZM148 129V130H147ZM153 129V130H152ZM220 129H221V131H220ZM37 130H38V132H37ZM64 130H65V132H64ZM85 130V131H84ZM98 130V131H97ZM103 130H104V132H103ZM112 130V131H111ZM117 130V131H116ZM127 130V131H126ZM130 130V131H129ZM136 130V131H135ZM179 130H181V131H179ZM219 130V131H218ZM222 130H224V131H222ZM239 132H238V131ZM242 130H245L244 128L242 129ZM248 130V129H247ZM53 131V132H52ZM63 131V132H62ZM69 131V132H68ZM95 131H96V133H95ZM100 131H102L101 132V135H99L100 134ZM109 131H110V133H109ZM118 132V134H119V136H117L116 134V132ZM132 131V132H131ZM143 131V132H142ZM149 131V132H148ZM182 131H184L183 132V134L181 133ZM192 131H193V133H192ZM227 131H228V133H227ZM234 131V132H233ZM41 132V133H40ZM55 132V133H54ZM75 132V133H74ZM114 132V133H113ZM136 132V133H135ZM156 132V133H155ZM179 132V133H178ZM189 132H191V133H189ZM218 132H220V133H227V136L225 135V134H220V133H218ZM65 133V134H64ZM87 133V134H86ZM102 133H104V134H102ZM121 133V134H120ZM124 135H123V134ZM171 133V134H170ZM231 135H230V134ZM233 133H234V135H233ZM36 134H38V135H36ZM59 134V135H58ZM61 134V135H60ZM75 134V135H74ZM107 134V135H106ZM109 134V135H108ZM111 134V135H110ZM170 134V135H169ZM176 134H177V137H176ZM179 134V135H178ZM229 134V135H228ZM239 134H241V135H239ZM33 135V137H34V134H32ZM49 135V136H48ZM53 135L55 136V137H53ZM102 135H104V136H102ZM115 135V136H114ZM121 135V136H120ZM151 135V136H150ZM158 135V136H157ZM168 135H169V137H168ZM213 135H214V137H213ZM220 135H222V137L220 136ZM224 135V136H223ZM236 135V136H235ZM72 136V137H71ZM75 136V137H74ZM100 138H99V137ZM101 136L102 137H104V138H101ZM140 136V137H139ZM156 136V138H154ZM170 136H172L171 138H170ZM184 136V137H183ZM188 136V137H187ZM190 136V137H189ZM193 136V137H192ZM196 136V137H195ZM219 136V137H218ZM232 138H231V137ZM239 136V137H238ZM241 136V137H240ZM47 137V138H46ZM63 139H62V138ZM71 137V138H70ZM82 137H83V139H82ZM89 137V138H88ZM96 137H98V138H96ZM107 137V138H106ZM108 137H110V138H108ZM115 137V138H114ZM118 137H119V139H120V145L119 146H121L120 147V149H119V146H118V143H117V141H118ZM133 137V138H132ZM199 139H198V138ZM225 137V138H224ZM227 137V138H226ZM59 140H58V139ZM88 138V139H87ZM92 138V139H91ZM115 140H114V139ZM123 138V139H122ZM132 138V139H131ZM159 138V139H158ZM218 140H217V139ZM52 139V140H51ZM61 139H62V142H61ZM98 139H100L99 141H98ZM103 139H104V141H103ZM128 139V140H127ZM162 139V140H161ZM185 139H186V141H187V143H186V141H185ZM198 139V140H197ZM231 139H232V141H233V143H231L232 141H231ZM236 139V141H234ZM258 139V140H257ZM48 140H49V142H48ZM53 141V142H51V141ZM65 140V141H64ZM88 140V141H87ZM106 140V141H105ZM107 140H109L108 142H107ZM142 140V141H141ZM164 140H165V142H164ZM173 140V141H172ZM181 140H183V141H181ZM197 140V141H196ZM210 140H211V142H210ZM228 140V141H227ZM230 140V141H229ZM239 140V141H238ZM245 140V141H244ZM259 142V144H258V142ZM68 141V142H67ZM89 141H90V143H89ZM114 141H116V143H117V145H116V143L114 142ZM139 141V142H138ZM144 141V142H143ZM163 141V142H162ZM185 141V142H184ZM188 141H189V143L191 142V145H192V147H191V145L190 144H188ZM250 141H251V143H254L255 144V142H256V144H255V146L254 145H252L251 143H250ZM254 141V142H253ZM54 142H55V144H54ZM66 142V143H65ZM79 142V144H81L83 147L85 146L82 142L80 143ZM99 142H101V143H99ZM178 142V143H177ZM203 142V143H202ZM206 144H205V143ZM230 143V144H228V143ZM242 142H244V143H242ZM98 143V144H97ZM164 143V144H163ZM167 143V144H166ZM168 143H169V146H168ZM193 143V144H192ZM202 143V144H201ZM225 143V144H224ZM235 143V144H234ZM247 143H248V145H247ZM53 144V145H52ZM111 144V145H110ZM121 144H123V145H121ZM139 144V145H138ZM148 144V145H147ZM186 144V145H185ZM188 144V145H187ZM196 144V145H195ZM48 145V146H47ZM51 145V146H50ZM89 145H92V146H89ZM99 145V146H98ZM105 145V146H104ZM113 145H114V148H113ZM126 145V146H125ZM132 145V146H131ZM145 145V146H144ZM149 145H150V147H149ZM154 145H156V147L154 146ZM171 145V146H170ZM198 145V146H197ZM210 145V146H209ZM215 145L217 146L216 148H215ZM218 145H220V146H218ZM225 145V146H224ZM236 145V146H235ZM251 145V146H250ZM256 145H260L259 147L257 146L256 147ZM45 146H47V147H45ZM51 148H50V147ZM53 146V147H52ZM95 146H98V147H95ZM116 146V147H115ZM128 146V147H127ZM137 148H135V147ZM138 146H139V148H138ZM176 146V147H175ZM188 146V147H187ZM194 146V147H193ZM212 146V147H211ZM237 146H238V148H237ZM100 147V148H99ZM107 147V148H106ZM110 147H111V149H110ZM118 147V148H117ZM124 147H125V149H124ZM132 147V148H131ZM142 147H145V149L144 148H142ZM152 147H154V149L152 148ZM158 147L160 148V149H158ZM225 147V148H224ZM235 147H236V150H235ZM242 147V148H241ZM248 147V148H247ZM57 148V149H56ZM105 148H106V150H105ZM117 148V149H116ZM128 148V149H127ZM130 148H131V150H130ZM141 148V149H140ZM148 148H151V149H148ZM156 148V149H155ZM184 148H185V150H184ZM192 148V149H191ZM230 148H233V149H230ZM250 148V149H249ZM257 148V149H256ZM259 148V149H258ZM115 149V150H114ZM191 149V150H190ZM228 149H230L231 151H229ZM51 150H53V152L51 151ZM57 150V151H56ZM118 150V151H117ZM121 150H123V151H121ZM127 150V151H126ZM130 150V151H129ZM135 150V151H134ZM140 150V151H139ZM142 150V151H141ZM153 150H156V152L153 154ZM173 150V149H172ZM198 150H200V151H198ZM208 150V151H207ZM213 150V151H212ZM227 150L230 152V155H228L227 154ZM259 150V151H258ZM55 151V152H54ZM60 151H61V154H60ZM91 151V152H90ZM99 153H98V152ZM114 151V152H113ZM119 151H121V152H119ZM137 151V152H136ZM138 151H139V153H138ZM149 151V152H148ZM175 151V152H176ZM232 151H234V152H232ZM238 153H237V152ZM252 151V152H251ZM57 152V153H56ZM98 154H97V153ZM125 152V153H124ZM127 152V153H126ZM135 152V153H134ZM160 152H159V154H160ZM175 152H174V154H175ZM189 152H187V153H189ZM193 152V151H192ZM192 152H190V154H192ZM199 152V153H198ZM220 152V151H219ZM240 152V153H239ZM248 152H250V153H248ZM63 153H66V155L64 156V155H62ZM71 153V152H70ZM92 153H94V154H92ZM106 152H104V154H105ZM140 153H142L141 155H140ZM186 153V152H185ZM232 153V154H231ZM234 153V154H233ZM236 153H237V155H236ZM111 154V153H110ZM116 154V153H115ZM113 155V158L115 157H117L116 155ZM124 154V155H123ZM135 154H136V156H135ZM211 154V155H210ZM254 154V155H253ZM118 155V154H117ZM132 155V156H131ZM139 155V156H138ZM210 157H209V156ZM215 155V154H214ZM235 155H236V157H235ZM50 156H51V158L52 159H50ZM61 156V157H60ZM71 156V158H69V157ZM92 156H94V157H92ZM105 156V155H104ZM118 156V157H119ZM227 158H226V157ZM241 157V158H239V157ZM58 157H60V158H58ZM63 157V158H62ZM100 157V158H99ZM135 159H134V158ZM138 157V158H137ZM205 157V158H204ZM57 158H58V160L60 161V162H58V160H57ZM69 158V159H68ZM95 158V159H96ZM115 158H114V160H115ZM137 158V159H136ZM199 158V159H200ZM224 158H226V159H224ZM260 158H262V159H260ZM50 159V160H49ZM57 160V162H56V160ZM61 159H62V161H61ZM92 159V160H93ZM117 159V158H116ZM191 159V158H190ZM189 159V160H190ZM200 159V160H201ZM97 160V159H96ZM110 160V161H109ZM121 160H123V159H121ZM128 160H129V162H128ZM136 160V161H135ZM189 160H187L188 162H186V163H190L189 162ZM236 160L237 159H235V161H233V164L236 162ZM241 160H243V161H241ZM260 160V161H259ZM127 161V162H126ZM191 161V160H190ZM56 162V163H55ZM62 162V163H61ZM110 162L112 163V164H110ZM60 163V164H59ZM65 163V164H64ZM71 163V164H70ZM127 163H129V164H127ZM144 163V162H143ZM97 164V163H96ZM110 165V168H109V165ZM114 164V165H113ZM125 164V165H124ZM131 164V165H130ZM232 164V165H233ZM236 164V163H235ZM66 165V166H65ZM112 165V166H111ZM231 165V166H232ZM95 167H96V165H94ZM93 166V167H94ZM98 166H99V169L101 168L100 167V164H97V169H98ZM107 166V167H106ZM184 166H187V164H182L181 166H177V168H180V169H184L185 167ZM233 166H235V165H233ZM232 166V167H233ZM71 170V171H69V169ZM181 167H183V168H181ZM55 168H57V169H55ZM109 169V171H107L108 169ZM114 168V169H113ZM141 168H144V167H141ZM234 168V167H233ZM107 169V170H106ZM110 169H111V171H112V169H113V171L115 170V172L117 171V170H120V171H122V174L121 175H123L122 177H121V175H117V174H115L113 171H112V175H114V176H112L110 173H111V171H110ZM175 169H176V167H175ZM256 169V171H254ZM262 169V170H261ZM55 170V171H54ZM59 170V171H58ZM184 170H186V169H184ZM261 171V172H260ZM72 172V173H71ZM123 172H125V173H123ZM59 173V174H58ZM63 173V174H62ZM109 173V174H108ZM69 174V175H68ZM124 175H126L125 177H124ZM115 177V178H114ZM117 177H121V179L123 178V180H121V184L122 185H120V179L119 178H117ZM129 177V176H128ZM118 179V181H116L117 179ZM115 179V180H114ZM114 182H113V181ZM112 181V182H111ZM190 182V183H189ZM237 182V181H236ZM236 182H234L233 184H231V185H229L227 188L229 189H225L223 192H225L226 194H230L231 195V192H234L233 190L236 188ZM186 183V184H185ZM185 183H183V188H182V190H183V192H184V195L182 196L183 198H182V200L181 201H183V199H185L184 201H187L186 203L188 204V200H186V199H190L191 197L193 198L194 196L196 197L197 195H198V191L195 189V186H193V184H194V182H193V179H187L186 181H185ZM235 184V185H234ZM238 184V183H237ZM111 185H113L112 187H111ZM115 185V186H114ZM117 185V186H116ZM193 188H192V187ZM115 187V188H114ZM4 188L6 189H3V188H1V190H0V194L2 193V197L4 198V196L6 197V196H16L15 194L17 193V191L19 190V189H21L20 187H17V191H15V189L14 188H11V187H9V186H7L6 187V185L4 186ZM16 188V187H15ZM233 188V189H232ZM9 189V190H8ZM12 189H14V191L12 190ZM111 189H112V191H113V189H114V191H118V193H113L112 191H111ZM231 189V190H230ZM3 190V191H2ZM5 190V191H4ZM12 190V191H11ZM172 192L173 191H176L175 190V188L174 189H170ZM170 190H167V196H169V193L171 194V192H170ZM122 191V192H121ZM229 193H228V192ZM3 192H6V193H3ZM14 193L15 192V194L14 195H12V194H10V193ZM86 192V191H85ZM222 191H220V193H221ZM8 193V194H7ZM50 193H51V195H50ZM111 193V194H110ZM4 194V195H3ZM6 194V195H5ZM48 194H49V196H48ZM221 194H224V193H221ZM58 195V193L57 192H48L45 196H47L46 198H47V200H46V198L44 197V200H43V203L44 204H42V211H44V214H42L41 212V215H42V217H43V219H40L37 215V217H36V220L33 218V220L34 221H32V223L29 221V225H30V227H28V232L29 231H32V232H29V233H31L33 236L32 237H34L33 239H32V237H31V234H29V236L31 237V239L30 238H28V241H27V244L25 243H22V247H19V245L18 244H20V246H21V243H17V239L16 238H21L22 236V233L23 232H18V234H19V236H18V234H16L15 236H13L12 238H11V241H9V246H8V248H7V250L5 251L7 254H9L7 257L9 258V256L11 257V258H9L10 259V262L12 263V264H32V263H30L31 261L33 262V260H32V258L34 257V256H36L37 255V253L36 252H39L38 254H40V251H41V254L40 255H42L43 257H44V261H45V258L48 256H50V254H47V256L45 255L47 252L49 253V252H51L52 250H59V249H57V248H59L58 246L62 243V237H63V231L62 230H59V227H58V224L57 223H55V224H57V225H55L54 223L52 224V218H53V214H55V215H59V216H61V215H63L62 213H63V210H64V207H63V205L60 203L61 201H59L60 199H58L59 197L57 196ZM163 196H165V195H162V197H159V200H161V198H164ZM50 197V198H49ZM53 197V198H52ZM166 197V196H165ZM194 197V198H195ZM53 199V200H52ZM58 199V200H57ZM46 200V201H45ZM51 200V201H50ZM57 200V201H56ZM113 200V201H112ZM183 201V202H184ZM220 201V200H219ZM219 201H216L215 200V202L213 203V202H210V201H206L207 203H198V205H197V203H193V204H191L192 206H190V204H188L190 207H193V205H197V207H195L194 206V208L196 209V210H198V208L200 207V206H202V205H204V207H207V205L208 206H210V203H213V204H215L216 202V204L215 205H217V206H219V204L220 205H222L221 204V201H220V203H219ZM51 202V203H50ZM55 202V203H54ZM58 202H59V204H58ZM210 202V203H209ZM48 203H50V204H48ZM107 203H105V205L107 204ZM185 203V204H186ZM223 203V202H222ZM59 206H58V205ZM61 204V205H60ZM207 204V205H206ZM47 205V206H46ZM54 205H55V207H54ZM187 205V206H188ZM212 205V204H211ZM19 205H17V208L16 209H19V210H16V211H14L15 210V208L13 207L12 209H13V212L8 216V219H7V222L9 223L8 225H10L11 223H13V222H11L12 220H15V218L19 215V213H21V211H23V212H31V210L33 209V211H35L36 210V208H39V207H37V205L36 204H34V205H32V206H30L29 208H28V206H19ZM45 206V207H44ZM60 208H58V207ZM21 207L23 208V209H21ZM25 207V208H24ZM32 207V208H31ZM48 207V208H47ZM49 207H51L50 209H49ZM55 209H54V208ZM26 208H27V210H26ZM44 208V209H43ZM57 208V209H56ZM117 209V207H112L111 208V210L112 211H115L116 209ZM173 208V210H174V207H171V206H169V207H167V206H165L164 208H162V212L163 213H165V210L164 209H166V211L168 212L170 209H172ZM46 209V210H45ZM49 209V210H48ZM53 209V210H52ZM61 209H63V210H61ZM115 209V210H114ZM220 209H222L221 207H220ZM220 209H218V210H220ZM164 210V211H163ZM17 211H19L18 213H17ZM49 211V212H48ZM55 211V212H54ZM81 212H83V213H81ZM89 213V209H88V211L87 210H85V209H83V211H82V209H81V211H80V208H79V210L77 211V214L79 215L80 214V216H78V215H76V218H79L77 221H76V224H78L79 225V227H81V226H83V228L86 226V225H88V221H86V220H84L85 219V215L87 216L88 214H86V213ZM39 213V214H40ZM50 213V214H49ZM82 214V215H81ZM13 216H15V217H13ZM46 216H47V218H46ZM78 216V217H77ZM183 215H181V218H180V214L178 215V218L176 217V218H171V225H175V228L174 227H169L168 229H167V231L169 230V232L171 233L172 232V229H174V231H177V228H178V231L180 232V235L182 234V232L181 231H184V234L183 235H181V239H177V241L178 240H181V242H183L182 240L185 238H183V236H185V233H186V236H187V233H189V232H194V229H195V227H198L199 225H192V224H189V222L188 221H186V220H188V218H187V216H185V218H183L182 217ZM35 217V216H34ZM84 217V218H83ZM183 218V219H182ZM12 219V220H11ZM46 219H47V221H46ZM81 219H83L82 221H81ZM182 219V220H181ZM185 219V221H183ZM39 220V221H38ZM44 220H45V223H44ZM38 221V222H37ZM78 221L80 222V223H78ZM180 221V222H179ZM35 222H36V224H35ZM42 222V223H41ZM48 224H47V223ZM85 222V223H84ZM150 223H151V220L149 221ZM148 222V223H149ZM184 222H187V226L186 225H184V227L186 226V228H185V230H181V229H184V227H183V224L182 223H184ZM40 223V224H39ZM177 223V224H176ZM179 223H181L182 225L181 226H179L180 224ZM38 224H39V226H38ZM46 224H47V226H46ZM144 224V223H143ZM32 225V226H31ZM33 225H35V226H33ZM42 225V226H41ZM48 225H50V226H48ZM144 225H146V224H144ZM38 226V227H37ZM41 226V227H40ZM47 227V230H46V227ZM55 228V230L52 228ZM37 227V228H36ZM181 227V228H180ZM189 227V228H188ZM193 227V228H192ZM30 228V229H29ZM36 228V229H35ZM43 228V229H42ZM49 228H51V231H50V229ZM86 228V227H85ZM32 229H35L34 231L32 230ZM38 229V230H37ZM45 229V230H44ZM48 229H49V231H48ZM176 229V230H175ZM188 229H192V230H188ZM41 232H40V231ZM44 230V231H43ZM53 230L55 231V233L53 232ZM85 230V229H84ZM173 231V232H174ZM187 231H189V232H187ZM36 232H38V233H36ZM42 232L44 233V235L42 234ZM45 232L47 233V235L45 234ZM52 232V233H51ZM168 232V233H169ZM218 233V235L219 234H221V235H219V237L221 238V240H223L224 241V243H223V246H224V248L226 247L225 245H226V242H225V240L227 239V237L226 236H228V234H225V233H227L226 232V230L225 229H219V231H217ZM225 232V233H224ZM35 233H36V236L38 237V239H39V241L38 240H36V241H38L37 243L38 244H35V239L37 238L36 236H34L35 235ZM54 233V236L52 235ZM59 233V234H58ZM129 234V233H128ZM128 234L126 235V237L128 236ZM42 235V236H41ZM51 235V236H50ZM51 238H53V239H50V240H53V247L51 246L52 245V243H51V245H50V250L48 249V251H45L44 249H42V250H40L39 249V246H41L42 245V242H43V245H42V247L44 248V247H46V243H45V245H44V241L46 242L47 240H49V238L50 237ZM57 236V237H56ZM242 236H244V234H241L240 235V237H239V239H241V237ZM61 237V238H60ZM129 237V236H128ZM43 238H45V240L43 239ZM59 238V239H58ZM13 239V240H12ZM29 239L31 240V242L29 241ZM126 239H129V238H126ZM243 239V240H242ZM241 239V241H242V243H244L245 242V238L243 237ZM20 240V239H19ZM58 240H61V242L59 241L58 242ZM100 240H101V238H100ZM100 240H98V241H100ZM35 241V242H34ZM41 241V242H40ZM57 241V242H56ZM16 242V243H15ZM13 243V244H12ZM29 243H30V245H32V243H33V246H31V247H35V248H33V249H31L30 247H28V245H29ZM40 243H41V245H40ZM60 243V244H59ZM23 244H24V246L26 247V248H24L23 247ZM35 244V245H34ZM241 244V243H240ZM240 244H237L236 246H239ZM12 245H14V246H12ZM27 245V246H26ZM38 245V248L36 247ZM183 245H185L186 246V244H184L183 243ZM207 245V244H206ZM185 246H183L184 248H185ZM203 246H205V245H203ZM208 246V245H207ZM205 247V248H209L210 246H208V247ZM232 246V248H233V245H231ZM19 247V248H18ZM41 247V248H42ZM49 247V246H48ZM60 247H61V249H62V246L60 245ZM64 247V246H63ZM23 248V249H22ZM27 248H29L28 250H27ZM56 248V249H55ZM65 248V247H64ZM229 248H231L230 246H229ZM24 252V253H22V251ZM31 249V250H30ZM36 250V254H34V253H32V252H34L35 250ZM186 249H188L187 248V246H186ZM185 249V250H186ZM33 250V251H32ZM43 250H44V253L42 254V252H43ZM18 251V252H17ZM19 251L21 252V254L19 253ZM27 251H29V252H27ZM4 252V254H6ZM11 253V254H10ZM29 253V254H28ZM3 254V257L5 256ZM6 254V255H7ZM16 254H18V255H16ZM24 254V255H23ZM32 254V255H31ZM130 254H131V256H133L132 258L130 257V255H129V259H132L131 261H132V264H150V262L148 261V260H139V263L138 262H135L136 261V259H135V257H136V253L134 252V251H132V252H130ZM21 255H23V256H21ZM28 255H30V257L28 256ZM45 255V256H44ZM16 256V258H17V260L15 261V257ZM33 256V257H32ZM264 252H263V255H262V259H260L261 260V262L259 263V264H264ZM6 257V256H5ZM4 257V258H5ZM27 257V258H26ZM41 257V256H40ZM30 258V259H29ZM261 258V257H260ZM20 259V260H19ZM21 259H23V260H21ZM26 259V260H25ZM41 259H43L42 257H41ZM19 260V261H18ZM25 260V261H24ZM29 260V261H28ZM133 260H134V262H133ZM146 261V262H145ZM175 261V260H174ZM177 261V260H176ZM25 262V263H24ZM26 262H28V263H26ZM168 262V261H167ZM167 262H166V264H167ZM171 262V261H170ZM170 262L168 263V264H170ZM263 262V263H262ZM36 264V262H33V264ZM71 263L73 264L74 262L73 261H71ZM172 264H176L175 262L173 263V262H171ZM177 263L178 264H180L179 263V261H177ZM37 264H39V263H37Z\"/></svg>",
    "mask_w": 264,
    "mask_h": 264
}]
</instances>
